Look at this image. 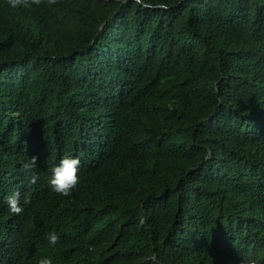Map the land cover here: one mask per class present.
I'll return each mask as SVG.
<instances>
[{
  "label": "trees",
  "instance_id": "16d2710c",
  "mask_svg": "<svg viewBox=\"0 0 264 264\" xmlns=\"http://www.w3.org/2000/svg\"><path fill=\"white\" fill-rule=\"evenodd\" d=\"M149 2L0 0V264H264V0Z\"/></svg>",
  "mask_w": 264,
  "mask_h": 264
},
{
  "label": "clouds",
  "instance_id": "9594fccd",
  "mask_svg": "<svg viewBox=\"0 0 264 264\" xmlns=\"http://www.w3.org/2000/svg\"><path fill=\"white\" fill-rule=\"evenodd\" d=\"M38 2V0H34ZM140 3V0H137ZM11 7L15 8L17 6H28L29 0H9ZM144 7H159L167 8L168 4L166 0H151V2L144 4ZM37 163V157L31 156L30 159L23 161L21 164L22 170L28 172L35 168ZM80 167V160L77 157L65 156L60 159L58 164H55L51 168V174L48 178V183L51 189L59 193L62 196H68L71 192L78 186L80 182V176L78 175ZM38 177L33 174L30 178V183H36ZM5 203L7 210L11 214H20L23 211V206L20 199L19 192H14L5 198ZM27 203V200L24 201ZM45 238L50 246H55L60 236L56 231H48L45 233ZM38 264H53V258L51 256H42L38 260ZM251 264V262H249Z\"/></svg>",
  "mask_w": 264,
  "mask_h": 264
}]
</instances>
